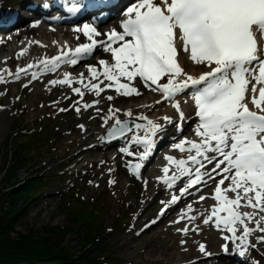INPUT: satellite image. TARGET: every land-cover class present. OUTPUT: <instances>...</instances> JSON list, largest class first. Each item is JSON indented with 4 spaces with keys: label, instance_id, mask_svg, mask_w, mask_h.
<instances>
[{
    "label": "snow or ice",
    "instance_id": "6c2138e0",
    "mask_svg": "<svg viewBox=\"0 0 264 264\" xmlns=\"http://www.w3.org/2000/svg\"><path fill=\"white\" fill-rule=\"evenodd\" d=\"M83 7L82 3L76 2L67 10L75 13ZM123 16L119 31L113 28L101 33L90 23L76 27L74 31L89 42L79 43L74 49L68 48L51 58L17 66L14 72L0 69V83H6L10 78L18 81L22 76L30 75L31 79L22 85L28 87L43 74L55 73L61 64L77 66L83 58L91 57L97 48H101L110 54L111 62L99 59V68L91 64L85 66L87 75L81 72L77 77L64 72L62 78L48 82L52 86L70 87L80 98L73 105L77 113L100 103L99 99L82 103L87 93L101 97L111 89L124 97L140 96L141 92L134 86L139 79L152 91L159 92L163 101H172L183 120L184 112L174 98L186 90H194L192 99L198 118L194 132L199 140L184 138L173 143L172 148L189 155L186 159L167 155L165 159L175 163V170L165 166L164 175L157 177L168 189H173L185 178L187 182L179 187L178 195L172 194L170 199L160 202L157 215H165L182 197L192 191L199 193L201 185L214 181L211 198L216 203L206 213H201L202 223L214 226L221 233L225 241L221 245L223 253H229L231 243L235 254L245 258L257 246L252 243L253 234L264 233V215H261L264 213V49L258 46V38L264 40V0H134ZM38 24L36 21L33 26ZM101 36L105 39H97ZM36 43L40 44L39 41ZM26 51L22 48L17 58ZM181 52L194 65L207 70L198 76L187 72L178 59ZM106 99L112 101L114 96L108 95ZM160 102L156 101L157 104ZM68 110L59 109L60 112ZM95 111L99 115L102 110L95 107ZM121 111L110 106L100 118L103 125L113 121L107 129L109 139L124 137L133 128L140 130L130 138L133 145L142 146L140 151L128 147L119 149L129 157H137L134 164L129 161V167L139 176L164 125L140 115L138 119L146 124L136 123L129 127L128 122L117 115ZM125 115L132 117L133 113L127 110ZM164 121L172 123L167 116ZM78 127L84 129V125ZM217 177H220L218 181ZM206 199L199 195V201ZM242 208L252 211H241ZM191 211L192 204H188L187 211H182L172 223L178 224L186 218L196 221L197 216L187 215ZM190 231L199 233L202 229L199 225L177 228V232L184 235ZM255 240L264 244V234L255 236ZM180 243L184 245L187 241ZM198 251L206 257L212 256L205 243L198 245ZM251 264L259 262L252 261Z\"/></svg>",
    "mask_w": 264,
    "mask_h": 264
},
{
    "label": "rangeland",
    "instance_id": "374dc122",
    "mask_svg": "<svg viewBox=\"0 0 264 264\" xmlns=\"http://www.w3.org/2000/svg\"><path fill=\"white\" fill-rule=\"evenodd\" d=\"M115 20L116 19H112L109 24L102 25L101 28L106 29L113 25ZM84 23H89V21L82 22L79 26L82 27ZM114 28L119 31V27L115 26ZM108 31H110V29L105 30L104 33ZM77 34L78 35H75L74 38L82 35L81 33ZM101 39H105V37L101 36ZM24 40L22 44L26 43ZM81 40L85 41L83 35ZM102 52L103 50L101 48L95 51V53L98 54ZM45 56H48L46 51L40 52L37 61ZM100 56L101 57L92 62L91 65H95L99 68V59H107L111 62L110 54L104 52V54ZM1 85L0 83V113L3 114V118L0 119V178L2 175L1 170L9 160V155L6 154V148L9 146L15 147L19 142L27 140L31 142V151L29 154L31 157H28L30 160H28L26 164V169L21 168L18 170V174L23 177L24 175H28L29 172H32L33 175H39V173H41L39 171H42L44 177H49L51 175L60 176L62 178L61 180H63L59 184H46L43 189L37 193L39 197L27 207L25 215L17 223L16 229L27 232L29 228L40 230L47 226L63 227L64 225H70L68 210L85 206L84 202L76 201V199L79 198L86 202L97 204L96 207L100 208L99 220L101 222L100 232L102 234L99 239L100 245L103 247L108 257V259L105 260L107 264H166L162 261H155V259L147 257L146 252L147 250L158 251L163 248L162 242L164 235L170 237L169 232L164 233L161 237H157V233L161 232L163 230L162 228H165L167 231V228L170 226L164 225L162 228L158 227L154 233L151 235L146 234L143 237L135 236L136 231L131 229L134 223L139 220H144L149 214L153 213V210H147V207L151 205L153 200L151 198L145 199L140 196L141 181L137 175H134V170L129 167V161H132L134 164L137 162V157H129L126 153H121L119 151L121 147H128L132 151H140L142 146L133 145L130 139L140 130L133 129V131L128 136L124 137L121 142L116 141L110 146L111 151L107 155L104 156L101 152L95 151L90 157L88 156L84 162H80L76 167L71 168L70 161L74 154L73 150L70 149V146L67 144L68 137L65 135L67 131L74 127L75 122H80L78 118H76L77 120L75 119L76 121L74 120L75 110L73 109V105H75L76 101L80 98L73 94L71 90L67 91L58 86L49 87L46 85V88L22 89L11 86L7 92H4ZM134 86L139 90L142 88L141 95L149 92L148 87L138 79L134 82ZM35 91H39L38 99H40L41 103L35 107V115L31 114L30 117H26L25 112L27 110V105L32 93ZM108 95L114 96V100H112L113 103H111L107 109L110 106L121 108L120 106H126L130 102H138L140 99L136 96L133 100H130V97L118 95L111 89L105 91V100ZM17 97H19V99H17ZM92 97L93 99H98L94 94L87 93L82 103L89 102ZM67 98L70 100L63 103ZM54 101H58V103L54 104ZM60 108H67L69 110L64 113L59 111ZM117 115L121 119L125 117V115L121 113H117ZM134 115L135 116L132 117H134L135 120H140L138 119V114ZM190 115H192L191 110ZM175 118L176 116H174L173 120L174 125H176ZM140 121L146 124V121ZM154 121L163 124V120ZM16 127L17 129L14 131ZM176 127L177 126H175V129ZM186 130H184V127L178 130L180 135L183 134V138L190 133V131L185 132ZM160 135L161 133L156 140L157 142L160 140ZM101 136L102 134L98 135L97 138L95 137L97 143L107 145L108 142H104ZM180 140L181 139L178 141ZM176 143L178 142L176 141ZM156 155H158L157 159H159L160 154L157 153V149H153V153L151 157H149L150 160L153 158L157 160L155 158ZM171 156L178 159L177 153H172ZM75 157L73 159H75ZM147 161L149 160H145L143 163L145 164ZM164 161L166 164L175 165L174 162ZM109 169L113 171L109 172ZM141 171L142 169H140V173ZM110 180H114L115 183L110 184ZM186 182L187 181L184 180L181 184ZM227 184L228 181L225 182V186H227ZM160 185L165 186L164 184ZM179 187H183V185ZM179 187L178 189L174 187L171 190L173 191L176 189L179 193ZM213 191L214 188L211 189V194ZM159 200H161V198H158V201ZM210 204L211 206L215 204L212 198L210 199ZM62 207H64L66 211L61 210ZM137 224L139 225V222ZM73 226L76 230L80 227L77 223ZM212 233L213 235L215 234L213 230ZM72 236L73 233H67L65 241L69 238L71 239ZM215 236L225 243L221 238V233ZM72 245H74V250L79 248V245L74 244V241H72ZM229 245L231 246L229 248L231 249L230 252L233 253L234 245L231 243ZM246 257L251 259L250 261H258L259 264H264V256L255 258L249 251Z\"/></svg>",
    "mask_w": 264,
    "mask_h": 264
},
{
    "label": "bare ground",
    "instance_id": "6f19581e",
    "mask_svg": "<svg viewBox=\"0 0 264 264\" xmlns=\"http://www.w3.org/2000/svg\"><path fill=\"white\" fill-rule=\"evenodd\" d=\"M66 1L67 0H0V69L7 68L14 72L17 69V66L23 67L28 63L37 62L40 52L46 51L48 54V56L41 57L40 60L44 58H51L58 55L61 51L68 50V48L74 49L79 43L89 42L87 38H85V41H82V35L79 36V39L74 38L75 35H78L77 32L74 31V27L71 29L65 24L47 20L49 11L56 6L64 7ZM45 4H48L49 7H44ZM124 11L121 16H123ZM23 12H27L28 15L24 16ZM36 21H39V24L37 26H33ZM93 26H95L101 33H104L105 30H111L118 25L117 22H114L113 25L107 27L106 29L101 28L100 25ZM30 37L33 39L30 40ZM24 38L26 39V43L22 44ZM97 39H101V37H97ZM37 41H39L40 44H37ZM22 48L27 49V51L23 56L17 58V53ZM102 54H104V51L100 54L94 52L91 57L83 58L77 66L61 64L55 73L43 74L37 80H33L28 87H22V85L31 79L30 75H24L18 81L10 78L6 83H1V87L4 89V92H7L11 86L18 89L46 88V85L51 87L52 85L48 82L53 79L62 78L64 72H70L73 76L77 77L81 72H84L85 75H87L85 66L92 64V62L101 57L100 55ZM178 59L185 70L194 76H198L202 71L207 70L203 66L194 65L182 52ZM35 70L36 69H33V71ZM56 86L64 88L67 91L70 90V87L68 86ZM74 86L80 85L75 84ZM139 91L141 92L142 88ZM193 91L194 90L192 89L186 90L185 93L179 94L174 99L179 101L181 110L186 115L183 127L184 130L187 129L185 132L190 131V133L184 138L198 141L199 137L194 135V129L198 123V118L195 114L190 115V106L194 104L192 99ZM104 94L105 92L101 94V97H98L100 103L95 106L102 110L99 115H97L95 107L88 110H81V112H79L80 115L75 111L74 120L78 118V120L80 119V122H75L74 127L67 131L65 135L68 137L67 144L70 146L69 148L73 150L74 154L70 161L71 168L76 167V165L80 162H84L86 158L88 156L90 157V155H92L95 151L101 152L104 156L107 155L111 151L110 146L116 142L112 141L107 145H103L97 143L96 141L98 135L107 133L108 127H110L113 122L109 121L108 125H103L100 118L106 111L107 107L113 103L107 99L105 100ZM38 95L39 91L32 93L30 101L27 105L28 111L26 110L25 112L26 117H30L31 114H34L35 107L41 103L40 99H38ZM135 97L136 96L130 97V100H133ZM137 98H140L138 102H130L126 106H120V109L122 110L120 113L125 115L127 110H131L133 116H135L134 114H138V116L145 115L151 120H163L164 128L161 131L160 140L158 142L156 141V147L154 148L155 150L157 149V153L160 154L159 159H147L149 161L144 164V167L138 176L141 181L140 196L145 199L151 198L153 200L151 205L147 207V210H153V213L149 214L148 217L144 218V220H139V225L137 224L138 222L134 223L131 229L136 231L135 236L143 237L146 234L151 235L158 227L162 228L164 225L170 226L167 228V231L165 228H162L163 230L157 233V237H161L164 233L169 232L170 237L164 235L162 242L163 248L158 251L147 250L146 256L155 259V261H162L166 264H251V259L248 257L241 258L236 255L234 251L231 253V249L229 250V253H223L221 245H223L224 242L215 236L220 232L213 229L214 226L204 225L202 223L201 213H206L211 207L210 194L211 189L215 187L214 181H210L206 185H201L199 193L192 191L190 195L182 197L181 201H179L176 205H173L165 215H157L161 207L160 202L166 201L170 199L172 194L178 193L176 189L172 191L165 186H161L160 184H163V182L157 179V177L164 175L163 168L165 166L175 170V165L165 163V157L167 155H171L172 153H177L178 159H186L189 153L185 152L184 154L178 149L172 148L173 143H176L179 139H184L182 136L183 134L180 135L177 127L175 129L173 121L174 116H176L175 122L179 120V117L177 118L178 112L172 106L173 102L163 101L161 99V94L159 92H154L151 89H149V92H146ZM68 100L70 99H65L63 103L68 102ZM93 100L94 99L92 97L89 103ZM157 100H160L161 102L157 104ZM249 107L252 108L253 106L249 104ZM2 115L3 114L0 113V119L3 118ZM165 116L169 117L172 123H166L164 121ZM130 119L131 117H126V115L123 118V120H126L127 122L130 121ZM78 125H84V129L82 130L78 127ZM74 157L75 159H73ZM219 179L220 177H217V181ZM184 180H186V178ZM181 183L182 182L178 181L175 188L178 189L180 185H183ZM199 195H204L207 199L199 201ZM229 195L231 196L230 193ZM158 198H161V200L158 201ZM188 204H192V211L188 212L187 215H195L197 216V220L192 222L186 218L178 224L172 223V221L179 217L182 211H187ZM240 210L252 211L250 208H242ZM261 215H264V213H261ZM153 220H155V223H151ZM186 225L190 228H195L199 225L202 231L199 233L190 231L187 235L177 232V228H183ZM249 226L254 227L252 224H249ZM212 230L215 232L214 235ZM262 234L264 233L256 232L251 238L252 243L257 245L255 249L250 250L255 258L264 256V244L257 243L255 240V236ZM181 240H186L187 243L181 245ZM200 243L206 244L207 251L212 253L211 257H206L198 251V245ZM230 247L231 246L229 245V248Z\"/></svg>",
    "mask_w": 264,
    "mask_h": 264
},
{
    "label": "trees",
    "instance_id": "16d2710c",
    "mask_svg": "<svg viewBox=\"0 0 264 264\" xmlns=\"http://www.w3.org/2000/svg\"><path fill=\"white\" fill-rule=\"evenodd\" d=\"M30 145L31 142L24 140L6 148L9 160L0 178V264H107L108 257L100 245L102 233L97 204L77 198L85 206L68 210L70 225L29 228L27 232L16 229L27 207L39 197L37 193L46 184L63 181L60 176L44 177L42 171L39 175L18 174L30 160ZM76 223L80 225L77 230L73 226ZM70 232L73 236L65 241ZM72 241L79 248L74 250Z\"/></svg>",
    "mask_w": 264,
    "mask_h": 264
},
{
    "label": "water",
    "instance_id": "95a60500",
    "mask_svg": "<svg viewBox=\"0 0 264 264\" xmlns=\"http://www.w3.org/2000/svg\"><path fill=\"white\" fill-rule=\"evenodd\" d=\"M136 122L139 123V122L136 121L135 119H130V121H128L129 127H131L132 124H133V123H136ZM104 137H105L104 140H112V139L107 138V135H105Z\"/></svg>",
    "mask_w": 264,
    "mask_h": 264
}]
</instances>
